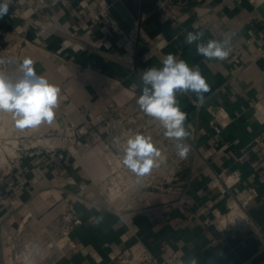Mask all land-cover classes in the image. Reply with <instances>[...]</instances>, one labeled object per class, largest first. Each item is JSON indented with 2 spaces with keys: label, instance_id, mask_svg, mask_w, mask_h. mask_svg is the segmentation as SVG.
<instances>
[{
  "label": "crops",
  "instance_id": "crops-1",
  "mask_svg": "<svg viewBox=\"0 0 264 264\" xmlns=\"http://www.w3.org/2000/svg\"><path fill=\"white\" fill-rule=\"evenodd\" d=\"M47 1L11 0L0 18V31L15 34V59L31 58L37 74L61 89L53 122L29 128L19 142L76 132L87 146L82 153L56 145L18 154L0 182V264H13L17 234L24 241L43 233L69 204L82 219L70 234L76 247L51 244L38 254V264H113L135 248L162 258V242L180 254L172 264L193 258L197 264H264V117L255 114L264 102V18L258 11L264 0H139L130 32L115 19L95 18L101 4L118 0ZM162 1L173 4L174 18ZM123 2L130 9L131 0ZM190 31H202L205 43L231 37L229 57L198 55L195 44L185 43ZM169 53L199 66L209 91L202 105L193 93L177 96L187 113L183 143L189 151L180 157L168 139L172 152L162 161L174 172L172 188L142 190L131 210L118 213L107 208L102 193L109 176L108 123L117 114L142 112L139 74L162 67ZM221 107L232 121L216 132L210 111ZM0 114L4 125L15 123L11 113ZM153 123L147 131L162 135L152 140L165 147L163 129ZM236 169L242 180L233 195L213 186L218 175ZM249 195L252 224L224 231L206 224L215 210L225 213Z\"/></svg>",
  "mask_w": 264,
  "mask_h": 264
},
{
  "label": "built area",
  "instance_id": "built-area-1",
  "mask_svg": "<svg viewBox=\"0 0 264 264\" xmlns=\"http://www.w3.org/2000/svg\"><path fill=\"white\" fill-rule=\"evenodd\" d=\"M23 1L27 2L29 0ZM38 2L45 6L49 5L47 0H38ZM111 5L112 3L101 4L99 6V12L95 15V18L98 19V15L101 14L105 15L109 20L115 23L114 18L109 13V7ZM160 7L163 10H169L174 18L175 15L171 13V11L174 12L173 4L171 2L162 1ZM14 41L15 34L13 35L10 32L0 31V60L11 61L9 63L0 64V69L4 70L11 79L20 76L18 64L15 62L17 61L15 59V54L18 46ZM210 112L213 116L212 126L216 132H221L226 124H229L232 121L230 114L222 107ZM255 114L257 117H264V102L257 105ZM0 116H2V114H0ZM111 118L112 119L108 123L110 128L109 142L104 149L106 164L109 168V176L107 177L105 188L102 193L107 208L121 213L131 210L132 201L140 191L148 189L164 191L170 189L172 188L175 179L174 172L165 166L164 160L162 161L163 152L166 147L161 145H156L160 151V156L158 157L159 167L153 168L149 174L143 177H137L122 163L125 142L129 136L137 133H142L148 136L153 134L147 131V129L150 128L149 126L154 124L152 118L139 111L134 114H129L128 116L117 114V116H111ZM143 118L145 119V123L133 127V125H136L137 122ZM3 124L2 117H0V129H4L5 131H2L4 134L7 132L8 135L2 136L1 138L6 139L3 142L8 145L10 149L7 150L4 156L7 160L5 167L1 166L0 160V182L6 176L7 172L13 165V161L17 159V156L22 149L29 150L41 147L48 151L51 150V146L39 143L37 140H35L34 143H20L19 140L23 139L25 134L32 133L29 128L24 129L22 131L23 134H20L19 132L21 131L16 127L15 123L9 126ZM11 127H15V129L11 130ZM45 135H47L48 138L43 137ZM41 138L60 142L61 144L58 145L59 147L65 146L72 152L82 153L84 147L87 146L86 143L78 140L76 132H73L69 137H61L54 132H50L42 135ZM13 140H15V142H13ZM258 140L259 139H256V142ZM167 141L169 142L168 139ZM1 146L3 147L2 144ZM241 180L242 173L240 170L236 169L218 175L212 184L214 187L220 188L222 193H231L233 195L232 188L240 183ZM251 197L252 195H249L247 198L237 201L225 213L215 210L213 218L207 219L205 221L206 224L214 225L218 231H224L231 226L240 223L252 224L253 221L246 210V205ZM233 210L237 211L234 221L226 224L221 223V218L229 217ZM81 223L82 219L74 212L73 205L69 204L64 208L59 218H57L50 227L43 230V233L34 234L33 236L31 235L24 241H21L20 236L17 234L16 239L18 240V246L15 248L13 264H38V254L51 244L60 249L69 245L75 248L76 246L70 239V234L72 230ZM161 251L164 256L159 258L153 256L146 248H135L132 249L127 256H120L115 262H113V264H172L175 260L180 258V254L171 251L165 242H162L161 244Z\"/></svg>",
  "mask_w": 264,
  "mask_h": 264
},
{
  "label": "clouds",
  "instance_id": "clouds-1",
  "mask_svg": "<svg viewBox=\"0 0 264 264\" xmlns=\"http://www.w3.org/2000/svg\"><path fill=\"white\" fill-rule=\"evenodd\" d=\"M11 0H0V18L8 13ZM202 31L187 33L185 43L196 45L198 55L207 60H226L231 52V37L223 40L203 41ZM11 61L0 60V64ZM22 75L13 80L0 70V112L11 113L18 129L37 128L41 124H51L55 118V109L59 103L61 89L45 76L37 74L34 61L24 58L17 62ZM162 67L151 66L139 74L142 84L137 99L140 110L148 117L158 121L163 135L175 142L174 147L180 157H185L189 146L183 143L189 132L185 121L187 113L179 103L178 94L193 93L196 102H204V93L209 91L206 78L199 66H190L185 60L177 59L169 53L161 61ZM160 151L152 137L137 133L129 136L125 142L123 165L137 177H143L155 167H159ZM100 221L98 220L97 223ZM191 264H197L193 258Z\"/></svg>",
  "mask_w": 264,
  "mask_h": 264
},
{
  "label": "water",
  "instance_id": "water-1",
  "mask_svg": "<svg viewBox=\"0 0 264 264\" xmlns=\"http://www.w3.org/2000/svg\"><path fill=\"white\" fill-rule=\"evenodd\" d=\"M124 2L123 0L113 2L109 7V13L124 32H130L134 27L135 19L139 17V0H131L132 3L129 4L131 12L130 9L126 8ZM258 11L264 18V2L260 4Z\"/></svg>",
  "mask_w": 264,
  "mask_h": 264
},
{
  "label": "rangeland",
  "instance_id": "rangeland-1",
  "mask_svg": "<svg viewBox=\"0 0 264 264\" xmlns=\"http://www.w3.org/2000/svg\"><path fill=\"white\" fill-rule=\"evenodd\" d=\"M139 107V106H138ZM0 117H2V116H0ZM141 123H145V119L143 118L142 120L140 119L138 122H137V124L136 125H133V127H135V126H138V124H141ZM4 125V124H3ZM9 125H12V123H10ZM9 125H7V126H9ZM149 127H154L153 126V124L151 125V126H149ZM1 131H0V151L2 150V151H4L3 153H4V156H5V153L7 152V150H9L10 148L8 147V145H6L3 141H5L6 139H3V138H1L2 136H8L7 135V132H5V134H4V132L2 131L3 129L1 128L0 129ZM14 135V134H13ZM153 139H157L158 137H160V136H162V135H160V136H156V134L155 133H153L152 135H150ZM43 137H46V138H48V136L47 135H45V136H43ZM165 138V151L163 152V154L165 155V158H166V154H169V153H171L172 151H170L171 150V146H168V141H167V138L166 137H164ZM36 139H39V138H35V139H33L34 141L36 140ZM171 143V142H170ZM1 144L3 145V147L1 146ZM172 144V143H171ZM6 165V164H5ZM161 165V164H160ZM2 166V165H1ZM165 166H169V164H166L165 163ZM164 169H165V167H164Z\"/></svg>",
  "mask_w": 264,
  "mask_h": 264
},
{
  "label": "bare ground",
  "instance_id": "bare-ground-1",
  "mask_svg": "<svg viewBox=\"0 0 264 264\" xmlns=\"http://www.w3.org/2000/svg\"><path fill=\"white\" fill-rule=\"evenodd\" d=\"M0 70H2V69H0ZM3 72H4V70H2ZM13 129H15V127H11V130H13ZM24 130V129H23ZM23 130H21L20 129V131L21 132H19L20 134H23L22 133V131ZM3 131H5L4 129H3ZM25 132V131H24ZM1 134V133H0ZM14 134V133H13ZM40 141V143H42V144H46V145H49V146H56V145H59V144H61L60 142H57V141H55V140H51V139H41V140H39ZM4 151H0V160H1V165H2V167H5L6 165L5 164H7V160L5 159V157H4V153H3ZM236 213H237V211L236 210H233V212L229 215V217H222L221 218V223H223V224H226V223H228V222H233L234 221V219H235V215H236Z\"/></svg>",
  "mask_w": 264,
  "mask_h": 264
}]
</instances>
